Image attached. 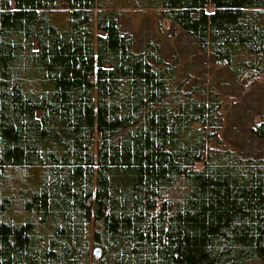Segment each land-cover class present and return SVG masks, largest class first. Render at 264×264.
I'll return each mask as SVG.
<instances>
[{
	"label": "trees",
	"instance_id": "1",
	"mask_svg": "<svg viewBox=\"0 0 264 264\" xmlns=\"http://www.w3.org/2000/svg\"><path fill=\"white\" fill-rule=\"evenodd\" d=\"M124 9L264 74V0H0V264H264V155Z\"/></svg>",
	"mask_w": 264,
	"mask_h": 264
},
{
	"label": "rangeland",
	"instance_id": "2",
	"mask_svg": "<svg viewBox=\"0 0 264 264\" xmlns=\"http://www.w3.org/2000/svg\"><path fill=\"white\" fill-rule=\"evenodd\" d=\"M121 28L133 36L140 48L150 41L157 43L169 62L178 61L182 78L189 85L214 86L225 100V143L245 154L264 155V139L253 130L264 118V74L251 80L235 78L232 70L216 62L194 38L171 24L158 10L124 9Z\"/></svg>",
	"mask_w": 264,
	"mask_h": 264
},
{
	"label": "water",
	"instance_id": "3",
	"mask_svg": "<svg viewBox=\"0 0 264 264\" xmlns=\"http://www.w3.org/2000/svg\"><path fill=\"white\" fill-rule=\"evenodd\" d=\"M100 252H101V250H100L99 248H96V249H95V254H96V255H99Z\"/></svg>",
	"mask_w": 264,
	"mask_h": 264
}]
</instances>
